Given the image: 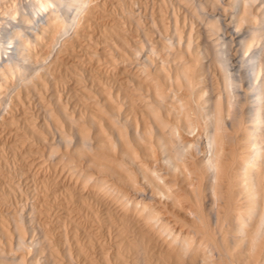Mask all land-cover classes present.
I'll return each instance as SVG.
<instances>
[{
	"label": "bare ground",
	"instance_id": "1",
	"mask_svg": "<svg viewBox=\"0 0 264 264\" xmlns=\"http://www.w3.org/2000/svg\"><path fill=\"white\" fill-rule=\"evenodd\" d=\"M115 1L106 30L97 1L0 0V106L48 89L46 61L72 36H90L98 68L78 71L84 111L51 96L44 124L27 123L45 144L42 192L0 219V264H264V0H174L193 21L168 9L147 26L137 2ZM46 164L69 179L54 182L57 209Z\"/></svg>",
	"mask_w": 264,
	"mask_h": 264
},
{
	"label": "rangeland",
	"instance_id": "2",
	"mask_svg": "<svg viewBox=\"0 0 264 264\" xmlns=\"http://www.w3.org/2000/svg\"><path fill=\"white\" fill-rule=\"evenodd\" d=\"M95 1H97V5L98 6H100V10H101V14H103V16L101 17L102 19L101 20H104V24H107V26H106V30L107 29H112L111 27V24H110V22H112L113 20H114V18H116V17H114V16H117V18L115 19V21L117 20H119V18L121 17V11H120V6H119V4L114 0H93V2H94V4H96V2ZM111 1V2H110ZM135 2H137V3H134V4H131L130 6L133 8V10L135 11V13L137 14V12H139L138 13V15H139V17L142 19V21H141V23L142 24H144V25H146L147 26V23H149L148 21H149V19H148V17H150L149 15L150 14H152V15H154V16H157V15H159L160 14V12L162 11L163 13H166V11H168V9H169V11H171L170 13H175V14H177L178 15V17H182V16H184L183 17V19L185 20V22H189L190 21V19L191 18H189L188 16V14H186L187 12L185 11V9L183 10V7L181 8V6H179V4L178 3H176L174 0H134ZM141 3H140V2ZM114 2H116V3H114ZM163 4H162V3ZM111 3V4H110ZM118 4V5H117ZM136 4V5H135ZM165 4V5H164ZM103 5V6H102ZM132 5H134V6H132ZM158 5V6H157ZM172 7H171V6ZM176 5V6H175ZM164 6H166V7H164ZM145 7V8H144ZM102 8V9H101ZM165 8H166V10H165ZM139 10V11H138ZM155 10V11H154ZM164 10H165V12H164ZM183 10V11H182ZM137 11V12H136ZM148 11V12H147ZM153 11V12H152ZM158 11H160V12H158ZM140 12H141V14H140ZM184 13V12H186L185 14H182V13ZM120 13V15H118ZM109 14V15H108ZM111 14V15H110ZM156 14V15H155ZM180 14H182V16H180ZM147 15V16H146ZM151 15V16H152ZM185 15H188V16H185ZM106 17L107 18H109V19H106ZM114 17V18H113ZM119 17V18H118ZM186 18H187V20H186ZM111 19H112V21H111ZM141 19H139V20H141ZM188 19H189V21H188ZM106 20V21H105ZM192 20V19H191ZM91 21H92V23H91ZM108 21V22H107ZM110 21V22H109ZM193 21V20H192ZM106 22V23H105ZM144 22V23H143ZM132 23V22H131ZM89 24L90 25H87V30H88V33H90V35L92 36V40L94 39L95 41H97L98 42V40L99 41H101V40H103V34H104V27H96V24H95V22L93 21V18H90L89 19ZM194 24V26L196 27V25L198 24V25H200L199 23H197V22H194L193 23ZM196 24V25H195ZM127 25L130 27V25H131V27H130V29H132L133 31H135L134 33H138V31L139 30H137L136 28H135V25L132 23V24H129V22L127 21ZM197 25V26H198ZM92 26V27H91ZM93 26H94V28H93ZM193 26V27H194ZM91 27V28H90ZM108 27H110V28H108ZM93 28V29H92ZM100 29V31L102 32L103 31V33H101L100 31H99V29ZM103 28V29H102ZM200 28V26H198L197 28H194V30L196 29V31H195V33L196 32H198L197 30ZM92 29V30H91ZM94 29H96V30H94ZM201 29V28H200ZM199 29V30H200ZM91 30V31H90ZM98 30V31H97ZM93 31V32H92ZM97 31L98 33H96V34H98L97 36H96V34H95V32ZM140 32V31H139ZM91 33H93V34H91ZM141 33V32H140ZM95 34V35H94ZM94 35V36H93ZM101 35V36H100ZM70 36V35H69ZM72 36V35H71ZM96 36V37H95ZM98 37V38H97ZM72 38V40L71 41H73L72 42V44H70V43H67L66 45L67 46H58L59 48H60V50H58L59 48L56 46V50H57V55H56V57H54L53 58V61L51 60L50 62L48 61H46V64H49V63H51V64H49V65H47L49 68H50V71L52 72V74H55V75H53V77H54V80L51 82V84H52V87H50L51 86V84L49 85V87H48V89L47 88H43V90H42V88H39L40 89V91H39V95L38 94H36L35 92L33 93V92H31V94L29 95V97H27L28 98V100H25L24 101V106H21V105H17V107H15V106H9V108H5L4 106H0V175H3V176H0V219H3V220H5L4 218H7V216H8V211H9V209L11 208H15V209H20L21 207H27V206H29L33 201L35 202V200H36V197H38L39 196V194H41L40 192H42V186H41V182H40V180L39 179H37V175H35V173L34 172H37V170H38V168H39V170H40V167L42 166V164H43V162H42V164L39 162V161H43V160H47V156L45 155V144H44V142L42 143V141H39L38 139H37V141H35L36 139H34V138H36L35 137V135H33V133H32V131L30 130V129H28V124L27 123H29V121H32V119H35V121L33 120L32 122H35L36 123V126L37 127H40V123H42V124H44V110H45V108L47 107V105H51V107L53 106L54 107V102H53V97H51V96H54L55 98H59V97H61L60 99H62L61 100V102H62V104L63 105H65V104H67V106H70L71 108H72V106H73V108L74 107H76L75 109H77L79 112H82L81 110H85V106L83 107V105H84V101L82 100L83 98L82 97H80L82 94H81V90H79V88H80V86H79V83L78 82H80L81 81V79L79 78H77L78 76L80 77L81 76V74L83 73H89L90 75H93L94 76V79L95 80H97L96 79V76H95V74L97 75V73H96V69H98V68H95V67H97V65H96V63L94 64V63H91L90 61L88 62V60H89V52H88V50L85 48V46H84V43H85V41H86V43H89V41L88 40H90V36H86V38L84 39V41H83V43L82 42H77L76 41V38L74 37V36H72L71 37ZM88 38V39H87ZM96 38V39H95ZM107 38V37H106ZM91 40V41H92ZM93 40V41H94ZM82 43V44H81ZM72 45V46H71ZM78 45V46H77ZM63 47V48H62ZM68 47H69V49H68ZM82 47H84V48H82ZM42 48H44L43 46H41V50H38V51H41V53H43L42 51H44V49H42ZM62 48V49H61ZM66 48V49H65ZM71 49V50H70ZM76 49V50H75ZM84 49V50H83ZM87 50V51H86ZM60 51V52H59ZM61 51H63V52H61ZM65 51H67V52H65ZM69 51H70V53H69ZM80 51V52H79ZM59 52V53H58ZM67 53V54H66ZM60 54H61V56H60ZM68 54H69V56H68ZM86 54H88L87 56H86ZM59 55V56H58ZM65 55V56H64ZM46 56V54L45 53H43V58ZM67 56V57H66ZM75 56V57H74ZM34 57V58H33ZM32 57V61H34V62H36L35 60H37V56L36 55H34ZM61 57V58H60ZM87 57V58H86ZM59 58V59H58ZM55 60V61H54ZM77 61V62H76ZM80 61V62H79ZM82 62V63H81ZM54 63V64H53ZM77 63V64H76ZM81 65H80V64ZM86 65H85V64ZM91 63V64H90ZM58 64V65H57ZM78 64H79V66H78ZM82 64H84L83 66H82ZM94 64V65H93ZM51 65V66H50ZM54 65V66H53ZM56 65V66H55ZM87 65H89V67L87 66ZM72 66V67H71ZM81 66H82V68L83 69H81ZM84 66H85V68H84ZM90 66H91V68L93 69H91L90 68ZM95 66V67H94ZM88 67V68H87ZM57 68V69H56ZM87 68V69H86ZM89 69H91V70H89ZM68 70V71H67ZM86 72H85V71ZM96 70V71H95ZM55 71H56V73H55ZM59 71V72H58ZM81 73H79V72ZM88 71H90V72H88ZM126 72H124V73H121L120 75H118V77H112V74L110 73L109 75H107L108 76V78L110 79V82L111 83H114L116 86H118V85H120V83H121V81H122V83H123V78L126 76ZM59 77H61V75H62V77L61 78H59ZM119 76H121V77H119ZM59 79H58V78ZM75 77V78H74ZM67 78V79H66ZM117 78V79H116ZM88 78L86 77L85 78V82L84 81H82L84 84H88V83H90V81H88L87 80ZM113 79H116V80H114L113 81ZM119 79V80H118ZM80 80V81H79ZM113 82H112V81ZM118 80V81H117ZM78 81V82H77ZM88 81V82H87ZM74 82V83H73ZM87 82V83H86ZM94 83L93 84H96V82L95 81H93ZM118 82V83H117ZM54 83V84H53ZM72 83H73V85H72ZM121 83V84H122ZM77 84V85H76ZM113 84V85H114ZM89 85V84H88ZM88 85H87V87H88ZM114 85V86H115ZM90 86H93V85H91V83H90V85H89V87ZM79 87V88H78ZM53 89L54 91L53 92H51V93H55V94H49L50 93V91H52V90H49V89ZM46 91H45V90ZM76 90V91H75ZM78 90V91H77ZM41 93V94H40ZM48 93V94H47ZM80 93V94H79ZM74 94V95H73ZM32 95V96H31ZM38 95V96H37ZM41 95V96H40ZM67 95V96H66ZM69 95V96H68ZM40 96V98L38 99V97ZM74 96V97H73ZM80 97V98H79ZM45 98V99H44ZM67 98V99H66ZM70 98V99H69ZM78 98V99H77ZM82 98V99H81ZM42 99V100H41ZM52 99V100H51ZM45 102H44V101ZM80 100V101H79ZM41 101V102H40ZM43 101V102H42ZM66 101V102H65ZM74 101H76L75 103H74ZM83 101V102H82ZM46 102L48 103L47 105H44V104H46ZM50 102V103H49ZM28 103V104H27ZM70 103H72V104H70ZM83 103V104H82ZM74 104H76V105H74ZM40 105V106H39ZM23 107V108H22ZM41 107V108H40ZM48 107H50V106H48ZM52 107V108H53ZM70 107H68V108H70ZM70 108V109H71ZM11 109V110H10ZM83 110V111H84ZM11 112V113H10ZM8 113V114H7ZM9 115V116H8ZM10 115L11 116H13V118H14V120H15V122L16 123H11V121H8L7 119L10 117ZM44 115V116H43ZM15 116V117H14ZM28 117V118H27ZM29 117H31L30 119H29ZM40 118V119H39ZM4 120V121H3ZM40 122V123H39ZM31 133H30V132ZM49 131V130H48ZM50 132H52V133H50ZM22 133V134H21ZM46 134H47V138H46V140L47 139H49V140H47L48 142H50V141H52L54 138H56V132L54 131V129H53V127L51 126V131H49V132H47L46 131ZM55 135V136H52V135ZM51 136H52V140H50L51 139ZM24 138V139H23ZM32 138V139H31ZM23 139V140H22ZM26 140H27V143H25L26 142ZM33 140V141H32ZM30 141H32V142H34L35 144H34V146H33V143H31V145H26L27 146V148H26V146H25V144H28V143H30ZM24 142V143H23ZM36 143H37V145H36ZM42 143V144H41ZM44 144V145H43ZM43 145V146H42ZM22 146H25V147H22ZM39 148V149H37V147ZM33 147V148H32ZM41 147V148H40ZM42 147H43V149H42ZM34 148H36V149H34ZM26 149H28V150H26ZM18 150H19V152H18ZM23 150V152H21ZM27 151V152H26ZM25 152V153H24ZM22 153V154H21ZM44 153V154H43ZM25 156H24V155ZM35 155H37V156H35ZM23 157V158H21V157ZM42 156V157H41ZM24 157H26V158H24ZM37 159H35V158ZM39 157H41V159L43 158V160H40V158ZM31 158V159H30ZM46 158V159H45ZM35 159V160H34ZM25 160H27V161H25ZM28 160H29V162L30 161H32V162H30V163H28ZM26 163H27V165H26ZM32 163V164H31ZM39 164H40V166H39ZM36 165H37V167H36ZM47 165V164H46ZM36 168H35V167ZM48 166V168L47 169H49V170H52L51 169V167L49 166V164L47 165ZM4 168V169H3ZM33 170H32V169ZM1 169H2V171H1ZM37 169V170H36ZM4 170V171H3ZM20 170V171H19ZM27 170V171H26ZM38 170V171H39ZM22 171H25V172H22ZM34 171V172H33ZM53 171V174L52 175H50V176H48L47 177V179H45L46 181H47V186H50L51 184H52V187L50 186V188H49V191H51L52 190V188H53V186H54V188H55V183L56 182H58L57 184H58V187H61V183H63V184H65V182H66V184L68 183L69 184V179L68 178H64L65 176H64V174L61 172V171H59V168H58V170L57 171H55V169H53L52 170ZM51 171V172H52ZM3 172V173H2ZM6 172V173H5ZM14 172V173H13ZM16 172V173H15ZM61 172V173H60ZM2 173V174H1ZM30 173V174H29ZM9 174V175H8ZM24 175V176H23ZM27 175V176H26ZM59 175V176H58ZM63 175V176H62ZM56 176H57V178L59 177V179H56ZM3 177H5V178H3ZM10 177H11V179L13 178V181H16V185H18V187L19 188H15L13 185L15 184H10V183H12V182H10L9 183V181H11V179H10ZM28 177V178H27ZM33 177V178H32ZM35 177V178H34ZM15 178V179H14ZM20 178V179H19ZM55 180H54V179ZM62 178V179H61ZM4 179V180H3ZM18 180H19V182H18ZM21 180V181H20ZM60 182H59V181ZM66 180V181H65ZM52 181V182H51ZM56 181V182H55ZM64 181V182H63ZM29 182V183H28ZM55 182V183H54ZM9 183V184H8ZM60 183V184H59ZM27 184V185H26ZM33 184V185H32ZM6 186H8V187H6ZM39 186V187H38ZM11 188H12V190H11ZM8 189H10V190H8ZM17 189V190H16ZM28 189V190H27ZM56 189V195L54 196L53 194H51V192H48V193H46L47 195H46V198H47V200L48 199H50L49 200V202H52L53 204H54V206H55V208H56V205L58 204V203H63V201H61L62 199H63V197H64V194H65V192H64V189H62V188H60V189H58V188H55ZM58 189V190H57ZM20 190V191H19ZM6 191V192H5ZM12 191H15V192H12ZM32 191V192H31ZM57 191H59L58 193H57ZM9 192V193H8ZM12 192V193H11ZM62 192V193H61ZM64 192V193H63ZM20 193V194H19ZM31 193V194H30ZM21 194L23 195V196H21ZM38 194V195H37ZM3 195V196H2ZM30 195V196H29ZM60 195V196H59ZM24 196H26V197H24ZM58 198H57V197ZM4 197L6 198V199H4ZM53 197V198H52ZM2 198H3V200H2ZM10 198V199H9ZM27 198V199H26ZM35 199V200H34ZM5 200V201H4ZM7 200V201H6ZM15 203H14V202ZM60 201V202H59ZM5 202V203H4ZM8 204H7V203ZM56 202V203H55ZM21 203V204H20ZM30 203V204H29ZM3 204V205H2ZM10 204H13V205H10ZM19 204V205H18ZM5 206V207H4ZM21 206V207H20ZM58 206V205H57ZM7 207V208H6ZM6 208V209H5ZM54 208V209H55ZM6 211H5V210ZM57 209V208H56ZM56 209L54 210V211H52V212H54V213H52L51 212V214H53V215H51V218H53L52 216H54V214H58L59 215V213L56 211ZM7 214V215H6ZM62 214V213H61ZM59 221H57V223H58ZM53 223H55L56 224V221H54L53 220Z\"/></svg>",
	"mask_w": 264,
	"mask_h": 264
}]
</instances>
